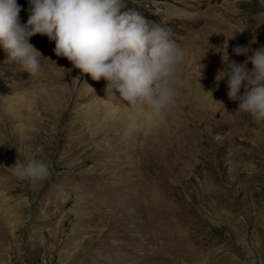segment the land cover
Returning a JSON list of instances; mask_svg holds the SVG:
<instances>
[{
	"label": "rangeland",
	"instance_id": "1",
	"mask_svg": "<svg viewBox=\"0 0 264 264\" xmlns=\"http://www.w3.org/2000/svg\"><path fill=\"white\" fill-rule=\"evenodd\" d=\"M238 1L125 3L168 30L190 56V38L206 29L214 47L227 43L229 57L241 63L245 57L232 52L244 46L241 39L255 36L246 47L264 46V0L241 17ZM16 2L25 24L29 0ZM29 42L41 53L35 76L8 62L0 46V264H264V125L235 111L227 88L216 119H190L184 101L190 71L179 69L183 86L166 119L127 127L116 95L103 96L104 80L57 57L47 36ZM213 49L207 51L219 64L209 67L217 73L223 66ZM206 81L202 76L196 84ZM94 82L98 99L91 102ZM100 95L112 112L104 121ZM38 152L49 163L48 179L14 177L16 160Z\"/></svg>",
	"mask_w": 264,
	"mask_h": 264
},
{
	"label": "clouds",
	"instance_id": "2",
	"mask_svg": "<svg viewBox=\"0 0 264 264\" xmlns=\"http://www.w3.org/2000/svg\"><path fill=\"white\" fill-rule=\"evenodd\" d=\"M20 11L16 0H0V46L8 62L33 76L39 74L41 53L29 38L47 36L55 41L57 57L67 59L93 81L104 80L106 92L118 96L130 111L140 113L148 126L166 119L183 86L178 72L186 58L168 30L128 8L125 0H29L25 24L20 22ZM255 42L254 36L250 43ZM225 44L213 49L223 66L215 76V87L226 80L227 97L237 104L235 111L264 125V46L234 47V55L245 56L237 63L229 57ZM203 67L199 64V77ZM11 169L20 181L42 182L50 176L49 163L39 152L17 159Z\"/></svg>",
	"mask_w": 264,
	"mask_h": 264
},
{
	"label": "bare ground",
	"instance_id": "3",
	"mask_svg": "<svg viewBox=\"0 0 264 264\" xmlns=\"http://www.w3.org/2000/svg\"><path fill=\"white\" fill-rule=\"evenodd\" d=\"M261 7L256 3V1L255 0H239L238 2H237V4H236V9H235V11H236V16L237 17H239L240 15H242V13H246V12H249V11H251V10H256V9H260ZM209 14H211V15H213L212 17L214 18V17H216V16H214V12H209ZM241 17V16H240ZM238 19L239 18H237L236 19V22L237 23H235V26L238 24ZM239 25V24H238ZM248 27H250V26H248ZM237 29V32L239 33V27H236ZM197 32V31H196ZM213 33H215V31L213 32ZM253 35V34H252ZM251 35V36H252ZM212 33H209L206 29L205 30H201V33L198 35H195L194 37H191L190 38V42H189V44H188V48L190 49V48H194L195 50L193 51V52H191L193 55H194V57L193 56H190L189 54H188V52H186V58H185V62L183 63V65L180 67V69L181 70H185V68L186 69H188V71H190L188 74H187V80H189L191 83V86H189V89H188V94L185 96V98H184V101H185V104L187 103V106H186V116L188 117V118H190V119H193V118H198V119H201V120H206L207 118H211V119H216V116L217 115H219L218 114V109H219V107H220V103L219 102H221L222 100H221V93H222V91L225 89V88H227V84H226V80H224V81H220L219 82V86H218V88L217 87H215V84H216V81H215V76H216V72H214V70L211 68V67H209L210 65L211 66H214V65H216V64H219L218 62H216V60L213 58V56H212V54H210L209 53V51H206V53H205V51H204V49L205 48H207L208 47V45H210L211 46V49L212 48H216V47H214V46H216L217 44L214 42V41H212V40H214V37L212 38ZM223 39V38H222ZM250 39H251V37H249V39H241V42H242V44H244V46L246 47L247 46V43H249V42H251L250 41ZM243 40H244V42H243ZM209 41L211 42V43H209ZM195 46V47H194ZM242 46V45H241ZM187 47V46H186ZM187 48V49H188ZM185 49V48H184ZM186 49V50H187ZM188 49V51H190ZM202 52H204L205 54H204V56H203V58L201 59L200 58V56H201V53ZM191 54V55H192ZM249 55H250V53H249ZM245 57V56H244ZM204 59V61H206L207 63H206V65L204 64V67H203V69L201 70V77L202 76H208V81H206V83H200V84H196L197 82H196V80H197V78H200L199 77V72H198V68H199V64L202 62V60ZM202 65V64H201ZM220 67H221V65H219ZM64 67V69L66 68V67H68L67 65H64L63 66ZM73 68V67H72ZM78 71V70H77ZM76 71V72H77ZM75 72V73H76ZM77 73H79V72H77ZM76 73V74H77ZM180 74V73H179ZM66 75V74H65ZM63 76V75H62ZM85 76L87 77V75L85 74ZM49 77V76H48ZM54 77H56V74H55V76ZM204 78V77H203ZM59 79V78H58ZM83 79V78H82ZM90 79V78H89ZM64 82H65V80H63ZM62 81V82H63ZM186 81V80H185ZM57 83H58V81H56ZM77 82V81H76ZM95 84H94V88L92 87V89L91 90H89V91H91L89 94H88V96H90V100H92L91 102H93V101H96L98 98H97V92H98V90H99V88L97 87V86H99V85H96V82H94ZM101 83H103L102 81H100L99 82V84H101ZM199 83V82H198ZM61 84V83H60ZM79 84V83H78ZM196 84V85H195ZM31 86V85H30ZM48 86V85H47ZM79 86H80V84H79ZM83 86V85H82ZM101 86V85H100ZM34 87V86H33ZM37 87V86H36ZM49 87V86H48ZM91 87V86H90ZM185 87V86H184ZM53 88H55V87H53ZM75 88V87H74ZM57 89V88H56ZM65 89V88H64ZM215 89V90H214ZM48 90H49V88H48ZM63 90V89H62ZM79 90V89H78ZM44 91H46V90H44ZM76 91V90H75ZM85 91H86V89H85ZM100 91H101V88H100ZM99 91V92H100ZM182 91V90H181ZM242 91H243V89L241 90V94H242ZM34 92V91H33ZM47 92V91H46ZM51 92V91H50ZM55 92H57V91H55ZM60 92V91H59ZM81 92V91H80ZM84 92V91H83ZM105 92V91H104ZM31 93H32V91H31ZM77 93V92H76ZM101 93H102V91H101ZM187 93V92H186ZM29 94H30V92H29ZM74 94V93H73ZM107 94H110L109 92H105L104 93V95L103 96H106V97H108V95ZM112 94V93H111ZM45 95V94H44ZM53 95V94H52ZM67 95V94H66ZM80 95H81V93H80ZM39 96H41V95H39ZM38 96V97H39ZM51 96V95H50ZM54 96H55V94H54ZM58 96V95H57ZM70 95H68V97H69ZM115 96V95H114ZM212 96V97H211ZM67 97V96H66ZM67 97V98H68ZM98 97H100L99 99H101V100H99V102L101 103V105L102 106H99V105H97V106H99V107H97V108H99L100 110V113H101V115L103 116V118H102V121H104V118L105 119H107L108 117H109V113H112L111 112V110L110 109H108V107H106V104L107 103H105L104 102V100H103V98H102V95H100V96H98ZM41 98H43V96L41 97ZM47 98H48V95H47ZM52 98H54V97H52ZM76 98V97H75ZM56 99V98H55ZM55 99H53V100H55ZM110 99V98H109ZM35 100V102H36V99H34ZM46 100H48V99H46ZM51 100V99H50ZM58 100V99H57ZM62 101H63V99H61ZM77 100V99H76ZM75 100V101H76ZM78 101V100H77ZM219 101V102H218ZM6 102V101H5ZM32 102V101H31ZM34 102V101H33ZM43 101L41 100V103H42ZM107 102V101H106ZM39 103H40V101H39ZM46 103V102H45ZM53 103V102H52ZM88 103V102H87ZM102 103H104V104H102ZM113 103L115 104V105H119V104H122L121 106H122V108H123V110H122V112L120 113V115H119V119H121L122 120V122L124 121V123H125V126H127V127H134V126H136L137 124H141V123H145V121H144V118H143V116L140 114V113H135V112H132V111H130L128 108H126V107H124L123 106V103L124 102H122V100L118 97V96H115L114 98H113ZM112 103V104H113ZM32 104V103H31ZM37 104V103H36ZM76 104V103H75ZM96 104H98V103H96ZM3 105V104H2ZM12 105V104H11ZM46 105H47V103H46ZM94 105V104H93ZM32 106V105H31ZM38 106V105H37ZM5 110H6V112H7V110L9 109V105L8 104H6L5 103V105L4 106H2ZM11 107V106H10ZM27 107V106H26ZM39 107V106H38ZM42 107V106H41ZM46 107V106H45ZM50 107V106H49ZM117 108H118V106H116ZM32 108V107H31ZM89 108V107H88ZM91 108V107H90ZM95 108V107H94ZM114 108H115V106H114ZM121 107H120V110L122 109ZM1 109V108H0ZM23 109V108H22ZM42 109V108H41ZM50 109V108H49ZM112 109V108H111ZM30 110V109H29ZM117 110H119V109H117ZM87 112V111H86ZM44 113V112H43ZM79 113V112H78ZM93 113V112H92ZM99 113V112H98ZM20 114V113H19ZM27 114V113H26ZM88 114V113H87ZM95 114V113H94ZM116 115H118L117 113H115ZM16 115V114H15ZM48 115V114H47ZM80 115V114H79ZM13 116H14V114H13ZM19 116V115H18ZM37 116V115H36ZM90 116V115H89ZM91 116H92V114H91ZM61 117V116H60ZM87 117V116H86ZM12 118V117H11ZM28 118V117H27ZM88 118V117H87ZM19 119V118H18ZM88 119H90V118H88ZM110 119V118H109ZM194 119V120H195ZM59 120H61L60 118H59ZM91 120V122H92V119H90ZM112 120V119H111ZM117 120V119H116ZM22 121V120H21ZM24 121V120H23ZM97 121V120H96ZM113 121V120H112ZM200 121V120H199ZM10 122H12V121H10ZM19 122V121H18ZM117 122V121H116ZM14 123V122H13ZM19 123H21V122H19ZM23 123V122H22ZM28 123V122H27ZM73 123V122H72ZM93 123V122H92ZM100 123V122H99ZM107 123V122H106ZM12 124V123H11ZM26 123H24V125H25ZM119 124V123H118ZM22 125V124H21ZM39 125V124H38ZM100 125V124H99ZM3 126V125H2ZM156 126V125H155ZM24 127V126H23ZM34 127V126H33ZM32 127V128H33ZM146 127H147V125H146ZM94 128H96V127H94ZM1 129V128H0ZM22 129V128H21ZM25 129V128H24ZM29 129V128H28ZM172 129V128H171ZM178 129V128H177ZM11 130V129H10ZM43 130V129H42ZM69 130V129H68ZM27 131V130H26ZM2 132V131H1ZM16 132V131H15ZM31 132V131H30ZM29 132V133H30ZM12 133V132H11ZM29 133H28V135H29ZM33 133V132H32ZM38 133V132H37ZM82 133H83V131H82ZM109 133V132H108ZM153 133V132H152ZM2 134V133H1ZM34 134V133H33ZM32 134V135H33ZM68 134H69V132H68ZM18 135V134H17ZM31 135V134H30ZM35 135V134H34ZM19 136H20V134H19ZM18 136V137H19ZM1 137V136H0ZM35 137V136H34ZM82 137V136H81ZM19 138H22V137H19ZM36 138V137H35ZM27 139V138H26ZM35 140V139H34ZM31 142V141H30ZM21 143V142H20ZM26 143V142H25ZM30 144V143H29ZM25 145V144H24ZM26 146V145H25ZM32 147H33V145H32ZM28 148V147H27ZM24 149V148H23ZM29 151V150H28ZM1 152V151H0ZM74 152V151H73ZM4 202V201H3ZM1 246H3V245H1ZM0 246V247H1ZM1 249H2V247H1Z\"/></svg>",
	"mask_w": 264,
	"mask_h": 264
}]
</instances>
